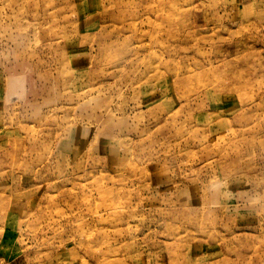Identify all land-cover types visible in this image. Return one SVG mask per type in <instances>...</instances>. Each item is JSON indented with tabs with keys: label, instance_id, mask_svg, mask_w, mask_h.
<instances>
[{
	"label": "rangeland",
	"instance_id": "obj_1",
	"mask_svg": "<svg viewBox=\"0 0 264 264\" xmlns=\"http://www.w3.org/2000/svg\"><path fill=\"white\" fill-rule=\"evenodd\" d=\"M0 264H264V0H0Z\"/></svg>",
	"mask_w": 264,
	"mask_h": 264
}]
</instances>
